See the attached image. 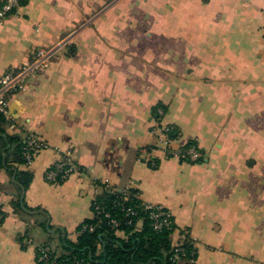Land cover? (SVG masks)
<instances>
[{
	"label": "crops",
	"instance_id": "1",
	"mask_svg": "<svg viewBox=\"0 0 264 264\" xmlns=\"http://www.w3.org/2000/svg\"><path fill=\"white\" fill-rule=\"evenodd\" d=\"M263 34L264 0H25L0 22V76L70 45L8 98L0 264H38L42 244L61 253L64 238L75 242L103 191L95 181L170 211L171 241L186 234L196 264H264ZM157 117L178 130L174 149L194 140L203 162L149 152ZM28 133L52 147L30 166L14 151ZM54 148L78 167L58 185L45 180ZM18 171L31 174L21 198L37 212L14 210Z\"/></svg>",
	"mask_w": 264,
	"mask_h": 264
},
{
	"label": "trees",
	"instance_id": "2",
	"mask_svg": "<svg viewBox=\"0 0 264 264\" xmlns=\"http://www.w3.org/2000/svg\"><path fill=\"white\" fill-rule=\"evenodd\" d=\"M25 0H20V5L23 6ZM264 41V34H263ZM157 110H163L162 107H157ZM5 120L0 116V128L5 124ZM158 127L166 126L161 123L157 117ZM167 136L172 141L178 140V130L173 126H167ZM3 132L0 131V134ZM4 143V137L0 135V146ZM4 145V144H3ZM23 143L19 141L15 147L16 163L24 164ZM190 148H194L200 155L197 161L190 162L187 158L180 161L188 164L202 163L204 153L198 147L194 140L188 141L186 144L177 148L180 153H183ZM157 150L156 146L149 149ZM166 157H172V154L166 152ZM148 167L156 169L158 161L151 157L145 160ZM31 182V174L28 171H18L15 176V186L17 196L13 202V207L16 213L27 215L28 212H37L40 209H30L26 206L24 199L21 198L22 193L26 191ZM58 181L56 185L63 183ZM96 185L103 189L91 206L92 217L83 221L76 229L77 239L71 242L66 238L61 242L62 252L58 253L48 243H44L35 249V260L38 264L41 255L40 249L48 248V262L54 264H177L178 261L184 264H189L188 260L196 261L197 252L193 242L186 234L180 248L183 253L177 254L174 252V244L171 241V235L175 231L174 221L172 217V231L163 230L155 232L151 227L149 220V212L143 210L137 189L129 188L127 191H118L115 188L95 181ZM131 209L134 215H127V210ZM109 215L110 218H107ZM3 215L0 211V221ZM114 219L119 222V227L114 229L111 227L110 220ZM131 224H127V222ZM141 222V228L137 229V224ZM117 234H122L124 238L117 237ZM177 243V242H176ZM51 251H53L51 253Z\"/></svg>",
	"mask_w": 264,
	"mask_h": 264
},
{
	"label": "built area",
	"instance_id": "3",
	"mask_svg": "<svg viewBox=\"0 0 264 264\" xmlns=\"http://www.w3.org/2000/svg\"><path fill=\"white\" fill-rule=\"evenodd\" d=\"M20 7V0H4L0 5V22L4 21L10 15L16 13ZM69 45V38L61 39L51 47L37 51L31 60L22 63L16 70L9 71L0 76V116H2L6 122H9L11 125L14 123L8 113L9 96L15 92L25 91L27 87V81L38 72L47 69L56 53L60 49ZM158 113L161 114L160 111H158ZM155 129L158 132L156 143L158 150L162 151L164 154L168 152L172 154V156L177 157L179 160L185 158H187L190 162H195L198 160L200 155L194 148H190L183 153H180L177 149L173 148L174 141L170 140L167 136V126H156ZM22 143L24 145V165L26 166H30L34 161V158L40 152L52 148L49 143L32 133L26 134L22 139ZM54 150L59 154V158L45 172V180L50 184H57L58 181H66L71 175L78 172V167L74 163L72 153L70 151L62 152L58 148H54ZM103 184H105L106 187L109 186L107 182ZM129 188L125 189V191H127ZM141 206L143 210L149 212L151 227L155 232L173 230L172 215L165 207L148 202H142ZM127 215L133 216L134 212L131 209H128ZM106 217L110 218L109 215H106ZM109 220L112 228L117 229L119 227L120 224L117 220ZM127 224L130 225L131 222L129 221ZM183 241L184 235H181L180 240L173 245L175 247L174 252L176 253V257L177 254L184 252V250L180 248ZM40 252L41 255L39 257V262L42 264H54L53 262H48V248L40 249ZM52 252L53 251H51V253ZM188 263L196 264V261L194 259H190L188 260Z\"/></svg>",
	"mask_w": 264,
	"mask_h": 264
},
{
	"label": "rangeland",
	"instance_id": "4",
	"mask_svg": "<svg viewBox=\"0 0 264 264\" xmlns=\"http://www.w3.org/2000/svg\"><path fill=\"white\" fill-rule=\"evenodd\" d=\"M156 127V126H155ZM155 129V128H154ZM156 134H158V132L156 131V129L154 130Z\"/></svg>",
	"mask_w": 264,
	"mask_h": 264
}]
</instances>
